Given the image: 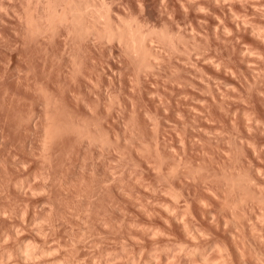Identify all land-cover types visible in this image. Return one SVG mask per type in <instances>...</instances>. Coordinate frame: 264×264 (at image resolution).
<instances>
[{
  "label": "rangeland",
  "instance_id": "374dc122",
  "mask_svg": "<svg viewBox=\"0 0 264 264\" xmlns=\"http://www.w3.org/2000/svg\"><path fill=\"white\" fill-rule=\"evenodd\" d=\"M0 264H264V0H0Z\"/></svg>",
  "mask_w": 264,
  "mask_h": 264
},
{
  "label": "bare ground",
  "instance_id": "6f19581e",
  "mask_svg": "<svg viewBox=\"0 0 264 264\" xmlns=\"http://www.w3.org/2000/svg\"><path fill=\"white\" fill-rule=\"evenodd\" d=\"M118 32H119V31H118ZM119 33H121V32H119ZM113 34H115V32H114ZM117 34H118V33H117ZM121 34H122V33H121ZM114 36H115V35H114ZM117 36H118V38H120V35H117ZM121 36H122V35H121ZM131 40H133V39H131ZM133 41H134V40H133ZM25 246H26V245H25ZM25 246H24V247H25ZM28 246H30V245H27V246L25 247V250H27L26 248H30V250H27V252H28V251L30 252L32 247H31V246L28 247ZM24 247H23V249H24ZM49 248H51V247H49ZM23 249L21 250V252L23 251ZM32 249H33V248H32ZM36 249H37V248H35V251H36ZM39 250H40V249H39ZM41 250H42V249H41ZM41 250H40V251H41ZM43 250H44V249H43ZM45 250H46V249H45ZM47 250H49V249H47ZM51 250H52V249H51ZM32 251H33V250H32ZM37 251H38V249H37ZM33 252H34V251H33ZM38 252H39V251H38ZM47 252H48V251H47ZM49 252H50V251H49ZM25 253H26V252H25ZM43 253H44V252H42V254H43ZM22 254L24 255L23 252H22ZM26 254H27V253H26ZM31 254H32V253H31ZM35 254H36V253H35ZM42 254H41V255H42ZM44 254H45V253H44ZM38 255H39V253H38ZM25 256H27V255H25ZM25 256H24V257H25ZM29 256H30V254H29ZM24 257H23V258H24ZM25 258H26V257H25ZM30 258H31V257H30ZM27 259H28V258H27ZM59 262H60V261H59Z\"/></svg>",
  "mask_w": 264,
  "mask_h": 264
}]
</instances>
